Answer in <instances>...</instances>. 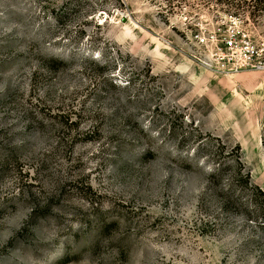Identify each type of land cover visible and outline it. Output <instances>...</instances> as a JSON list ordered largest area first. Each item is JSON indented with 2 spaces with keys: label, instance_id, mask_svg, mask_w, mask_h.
I'll list each match as a JSON object with an SVG mask.
<instances>
[{
  "label": "rangeland",
  "instance_id": "374dc122",
  "mask_svg": "<svg viewBox=\"0 0 264 264\" xmlns=\"http://www.w3.org/2000/svg\"><path fill=\"white\" fill-rule=\"evenodd\" d=\"M263 128L264 0H0V264H264Z\"/></svg>",
  "mask_w": 264,
  "mask_h": 264
},
{
  "label": "built area",
  "instance_id": "2783aa9c",
  "mask_svg": "<svg viewBox=\"0 0 264 264\" xmlns=\"http://www.w3.org/2000/svg\"><path fill=\"white\" fill-rule=\"evenodd\" d=\"M234 22V19H231ZM194 38L200 45L211 46L207 59L211 64L225 71H237L241 68L256 66L257 52L251 45L247 35L240 29H232L227 34L196 33Z\"/></svg>",
  "mask_w": 264,
  "mask_h": 264
},
{
  "label": "trees",
  "instance_id": "16d2710c",
  "mask_svg": "<svg viewBox=\"0 0 264 264\" xmlns=\"http://www.w3.org/2000/svg\"><path fill=\"white\" fill-rule=\"evenodd\" d=\"M255 1H257V0H255ZM257 3H259V2H257ZM256 3V4H257ZM254 7H256L257 8V10H262L263 8H261V7H259V6H257V5H254ZM261 145L264 147V128H263V130H262V132H261ZM235 164H236V174H240L241 176H243V178H244V183L246 184V183H249L250 184V181H249V175H248V173L244 170V166H243V164H242V162H241V160H240V158H239V155H237V153L235 154ZM212 174L213 173H215V169H213V170H211L210 171ZM251 185V184H250ZM252 186V185H251ZM258 192H259V194H261L262 196H263V194H262V192L258 189V188H256V186H253ZM264 200V199H263ZM259 211H261L260 213H261V216H262V221H263V223H264V203H262V206H259Z\"/></svg>",
  "mask_w": 264,
  "mask_h": 264
},
{
  "label": "water",
  "instance_id": "95a60500",
  "mask_svg": "<svg viewBox=\"0 0 264 264\" xmlns=\"http://www.w3.org/2000/svg\"><path fill=\"white\" fill-rule=\"evenodd\" d=\"M120 21L124 22L125 21V17H121Z\"/></svg>",
  "mask_w": 264,
  "mask_h": 264
}]
</instances>
